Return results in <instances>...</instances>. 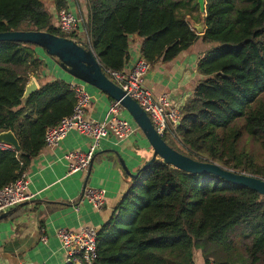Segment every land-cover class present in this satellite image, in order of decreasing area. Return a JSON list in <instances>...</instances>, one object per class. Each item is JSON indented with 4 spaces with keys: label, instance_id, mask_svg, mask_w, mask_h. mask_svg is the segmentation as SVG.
<instances>
[{
    "label": "trees",
    "instance_id": "obj_1",
    "mask_svg": "<svg viewBox=\"0 0 264 264\" xmlns=\"http://www.w3.org/2000/svg\"><path fill=\"white\" fill-rule=\"evenodd\" d=\"M44 1L0 0V33L47 32L80 43L84 30L103 69L114 72L127 69L134 35L143 39L141 58L151 67L175 61L199 41L213 46L199 59L203 79L182 109L180 124L162 138L197 161L264 180V165L239 151L245 135L264 149V0H206L201 36L183 14L196 0H86L87 21L71 35L54 23ZM52 1L57 13L68 6L66 0ZM38 49L0 42V133L13 132L21 145L20 152L0 150V190L27 172L45 147L47 131L77 104L62 80L23 103L31 77L36 80L45 67ZM129 181L112 218L98 231L93 264H196V250H203L204 264H215L204 248L230 254L241 242L245 257L217 263L264 264V196L162 160Z\"/></svg>",
    "mask_w": 264,
    "mask_h": 264
},
{
    "label": "crops",
    "instance_id": "obj_2",
    "mask_svg": "<svg viewBox=\"0 0 264 264\" xmlns=\"http://www.w3.org/2000/svg\"><path fill=\"white\" fill-rule=\"evenodd\" d=\"M48 1V10L54 17V23L58 25L54 2ZM66 1L71 11L87 17L86 0ZM196 4L198 5L197 0L193 1L188 7L189 12L184 10L183 14L187 15L196 34L201 36L205 32L204 15ZM202 25L203 33L200 34L197 28ZM84 32L81 30V34L79 33L81 38L86 37ZM142 43L143 39L140 37H130V61L126 71L131 70L141 59ZM212 47L199 41L175 61L155 64L146 76V87L155 96L169 94L174 106L182 111L203 79L197 72L199 59ZM38 54L45 62V67L35 80L38 88L57 80L69 85L79 84L91 96V102L85 110V120L105 121L113 100L71 77L44 51H39ZM122 117L132 123L125 111L122 112ZM133 125L135 133L126 141L120 142L113 136L102 140L91 168L85 172L69 175L66 156L72 152L85 153L90 150L92 143L89 138L76 131L71 132L58 147H44L31 160L27 169L26 191L32 197L31 200L12 209L14 211L10 210V215L0 220V264H68L67 252L57 237V232L61 229L76 232L85 226L99 231L110 221L129 189L130 181L122 163L136 174L153 154L144 135ZM86 188L106 191L103 210H96L87 201L79 202ZM45 237L46 242L43 241ZM195 262L204 264L199 255L198 258L195 257Z\"/></svg>",
    "mask_w": 264,
    "mask_h": 264
},
{
    "label": "built area",
    "instance_id": "obj_3",
    "mask_svg": "<svg viewBox=\"0 0 264 264\" xmlns=\"http://www.w3.org/2000/svg\"><path fill=\"white\" fill-rule=\"evenodd\" d=\"M59 29L68 35L78 31L87 21V17L82 14L77 15L69 7L61 9L57 13ZM81 34V32H79ZM86 35V32H84ZM78 37L83 43L86 37ZM151 69V65L144 59H140L129 71L114 72L106 70L107 76L118 85L127 96L134 99L148 114L154 127L160 136L175 129L182 119V111L174 106V102L169 94L155 96L146 87V76ZM71 90L75 93L77 104L73 114L65 117L61 122L50 128L45 136V147L54 149L73 131L91 140L90 150L82 152H72L66 156L69 161V175L87 171L100 147L101 141L113 136L118 141L123 142L131 138L135 133L134 125L123 119L122 112L125 111L119 102L111 103L105 121L95 122L85 120V110L91 102V96L79 84H70ZM0 150H14L13 147L0 143ZM28 188L27 172L21 178L0 190V216L10 210L19 207L21 204L31 200L26 191ZM80 201L89 202L96 210L101 211L106 205V191L86 188ZM57 237L61 240L64 250L68 255V263L93 264L97 259L98 230L93 227H82L79 231H69L61 229L57 232ZM46 242V237L43 238Z\"/></svg>",
    "mask_w": 264,
    "mask_h": 264
},
{
    "label": "water",
    "instance_id": "obj_4",
    "mask_svg": "<svg viewBox=\"0 0 264 264\" xmlns=\"http://www.w3.org/2000/svg\"><path fill=\"white\" fill-rule=\"evenodd\" d=\"M197 3L200 12L204 14L206 11V0H197ZM197 30L202 34L203 25L198 27ZM0 42L31 44L40 48L56 62L59 68L71 77L84 85L97 89L113 101L121 104L153 150L151 159L136 174L130 172L126 165L122 163L123 169L131 181L137 179L141 172L157 163L158 160H162L167 166L180 171L194 175H214L230 184L248 188L264 196V180L262 178L246 173H239L217 163L197 161L169 146L157 132L145 110L134 99L127 96L107 76L95 53L86 43H78L71 38L36 31L0 33ZM38 89L35 79H32L26 86L22 100L23 103L25 104L28 98L37 92ZM0 143L13 147L16 152L21 151V145L18 139L11 131L0 133ZM12 211L1 215L0 220L7 218Z\"/></svg>",
    "mask_w": 264,
    "mask_h": 264
},
{
    "label": "rangeland",
    "instance_id": "obj_5",
    "mask_svg": "<svg viewBox=\"0 0 264 264\" xmlns=\"http://www.w3.org/2000/svg\"><path fill=\"white\" fill-rule=\"evenodd\" d=\"M44 3L48 9L49 8V1L45 0ZM39 51L43 52L40 49H38L37 52H39ZM32 79H34V78H31V80ZM125 113L129 116V114L126 110H125ZM132 123H133V121H132ZM133 124H135V123H133ZM243 150L252 154L259 165H261V166L264 165V149H262L260 147V145L253 138H251L247 135H245L243 137V139L241 140V142L239 144V151H243ZM239 173H241V172H239ZM244 248L245 247H244L243 243L241 242V244L239 245V248H237V251L232 250L233 252H231L230 254H227L225 251H223L219 247L207 246L206 248H204V250L208 253V258H209L210 262L218 264L217 259H219V261L220 260L225 261L226 259L232 260V261L233 260L238 261V260H240L241 256L245 257L246 252H245ZM200 254H203V250L202 251H198V250L195 251V257L196 258H198V255H200ZM238 264H240V262Z\"/></svg>",
    "mask_w": 264,
    "mask_h": 264
}]
</instances>
